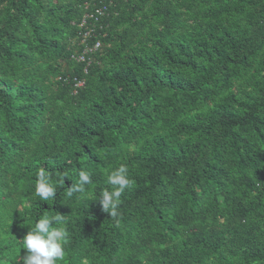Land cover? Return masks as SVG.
Listing matches in <instances>:
<instances>
[{"label": "trees", "instance_id": "1", "mask_svg": "<svg viewBox=\"0 0 264 264\" xmlns=\"http://www.w3.org/2000/svg\"><path fill=\"white\" fill-rule=\"evenodd\" d=\"M41 167L71 177L49 201ZM42 214L67 220L59 264H264V0H0V264Z\"/></svg>", "mask_w": 264, "mask_h": 264}, {"label": "clouds", "instance_id": "2", "mask_svg": "<svg viewBox=\"0 0 264 264\" xmlns=\"http://www.w3.org/2000/svg\"><path fill=\"white\" fill-rule=\"evenodd\" d=\"M102 15L103 7L99 5L92 13L84 17L81 28H88L86 19L97 20ZM93 34V31L88 30L83 34V41H87ZM101 45V41L97 40L93 45L86 46L84 53L92 54ZM83 85L84 80L76 83V87H82ZM65 178L71 179L65 174L64 178L59 179L58 182H53L48 171L41 167L37 172L34 196L39 197L42 201L54 199L57 195V188L64 184ZM107 183L112 188L111 190L102 191L99 203L103 211L109 213L111 217H116L120 198L126 189L133 186L134 181L129 175L128 167L121 164L107 176ZM91 187H94L92 174L89 171L81 170L78 173V181L68 187L67 195L70 197L76 192L85 193ZM66 225L67 220L62 214H42L36 220L34 226H30L29 231L22 239V249L26 250V254L21 259L23 264H59V262L64 261L66 259V247L70 239ZM80 264H88L87 258L82 257Z\"/></svg>", "mask_w": 264, "mask_h": 264}, {"label": "built area", "instance_id": "3", "mask_svg": "<svg viewBox=\"0 0 264 264\" xmlns=\"http://www.w3.org/2000/svg\"><path fill=\"white\" fill-rule=\"evenodd\" d=\"M81 84V83H80ZM82 85V84H81Z\"/></svg>", "mask_w": 264, "mask_h": 264}]
</instances>
